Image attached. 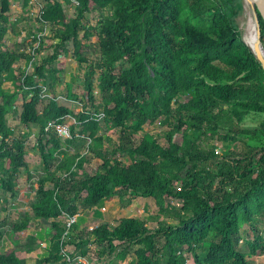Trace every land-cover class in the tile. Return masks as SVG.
<instances>
[{"label":"trees","instance_id":"1","mask_svg":"<svg viewBox=\"0 0 264 264\" xmlns=\"http://www.w3.org/2000/svg\"><path fill=\"white\" fill-rule=\"evenodd\" d=\"M38 1L43 12L33 18L35 30L47 25L58 39L54 51L34 64L40 78L55 60L66 58L70 45L79 63L87 61L79 37L82 20L93 9L110 12L98 22L97 58L87 64L84 90L95 100L93 75L99 69L104 123L119 133L110 141L90 113H76L53 97L43 100L33 72L17 75L16 63L24 53L5 43V37L19 32V20L10 18V0H0V190L13 194L14 173L28 166L24 142L11 138L7 124L19 97V120L40 126L37 148L44 170L34 184L33 216L22 214L11 222L14 247L0 251V264H29L27 255L36 247L16 234L33 217L48 224L39 236L48 247L32 264H67L61 244L68 240L86 255L92 239L109 251L118 249L120 258L133 252L135 264H186L185 253L194 264H251L250 258L264 251V237L255 226L257 217H264V118L254 128L242 123L264 113V69L240 35L236 18L243 0H66L74 5V16L65 13L60 0ZM258 16L264 46V20ZM118 63L127 66L117 70ZM62 64L56 70L62 71ZM5 81L13 84V92L3 88ZM66 116L80 122L89 136L85 155L68 152L70 138L45 129ZM158 120L168 125L164 143L144 130ZM177 133L179 143L173 139ZM208 135L241 147L222 153L203 147ZM57 155L62 157L53 163ZM92 157L100 163L88 173L84 164ZM115 196L124 204L151 198L158 215L177 222L151 228L143 218L123 217L86 232L74 223L62 241L68 216Z\"/></svg>","mask_w":264,"mask_h":264},{"label":"rangeland","instance_id":"2","mask_svg":"<svg viewBox=\"0 0 264 264\" xmlns=\"http://www.w3.org/2000/svg\"><path fill=\"white\" fill-rule=\"evenodd\" d=\"M31 1V2H30ZM36 0H29L28 6L24 8V0H10L11 6L9 15L12 20L18 21V33L9 31L5 37V43L9 46L14 45L18 52H23L24 55L20 57L16 63L17 75L21 73L29 74L35 71V63H40L44 57L51 54L54 51V45L58 39L53 38V30L47 25H39L41 28L35 30L34 17L39 16L40 11L39 4L35 3ZM63 3L65 13L74 16L76 14L75 7L72 3L66 0H60ZM246 5L244 3L243 11L237 16L236 21L241 30L242 16L246 13ZM110 12L106 9H93L86 13L85 18L79 27V37L84 43L82 53L87 57V61L79 63L74 57L72 46L66 58L59 57L55 60L51 69L46 71V77L40 78L34 73V81L42 87V98L48 100L49 98H55L61 105H65L71 108L73 111L90 113L100 122V131L110 141L115 142L117 134L119 133L117 128L111 127L104 123L101 93L98 90V74L99 69H96L93 75L95 84V100L88 99L86 91L84 90V77L87 70V64H94L97 55L93 52L94 43L97 41L98 34V22ZM27 16V17H26ZM31 16V17H30ZM87 32L86 37L84 36ZM48 38V39H46ZM61 56V55H60ZM63 62L62 71L56 70L58 63ZM125 63H118L117 70L126 67ZM24 77V76H22ZM69 84V85H68ZM68 86L70 88H68ZM3 88L10 92L14 91V86L10 81L3 82ZM27 86H24V89ZM72 94L78 97L71 96ZM27 99L30 94H26ZM22 97H19L11 109V113L7 114V124L11 129V138H18L24 142L25 145V157L27 161V170L20 168L13 175L14 193H10L5 190H0V251H5L14 246L11 243L8 232L10 231L11 222L17 220L22 214H31L30 204L35 199V180L43 173V163L41 160L40 152L37 148V144L42 139V133L39 124L25 125L19 120V114L21 112ZM92 118V117H90ZM264 118V113L253 114L246 119L242 126L248 128L258 127L260 120ZM67 130L68 135H62V137L70 138L71 143L67 149L68 152L78 153L85 155L88 152V147L91 144L89 136L81 131L80 122L76 121L72 116H66L61 124ZM74 125V132L71 133V126ZM53 129H55L53 127ZM145 131L152 133L160 142H165V133L168 130V125L163 120H158L153 124H146L144 126ZM57 134L60 132L57 130ZM174 141L181 142V135L175 134ZM204 141L202 146L209 148L214 147L220 153L224 152L228 148H240L239 142H227L221 143L216 141L211 135L203 137ZM106 144L109 146V141ZM62 155H57L53 159V163L57 162ZM100 161L97 158H91L84 164V169L88 173H94L99 165ZM29 173V176H28ZM50 186V185H49ZM84 196V193H82ZM172 203L179 206L180 201L175 198H168ZM77 230L80 232H86L94 227H97L104 223L117 224L123 217H140L147 221L149 227L157 226L159 222L176 223L177 221L172 218H167L162 215H158L157 207L154 200L149 198L137 197L131 200L128 204L119 201L118 196L113 197L111 200H102L96 206L84 208L80 207L78 212ZM256 228L259 234L264 237V217H257ZM48 228V224L38 218L33 217L30 220L29 227L22 233H17L16 238H21L22 242L32 245L35 248L29 255H27L26 261L29 264L35 263L38 256L44 252L48 247V241L40 238L41 232ZM78 231L74 232V236H77ZM28 236H35L36 240ZM15 236H13L14 239ZM47 237V236H46ZM5 239V240H4ZM68 239V237H67ZM67 243L63 245L66 255L70 257V261L67 264H135L133 260V252L126 255L124 258H120L117 255L118 249L115 251H109L106 244H99L91 240L88 243V251L86 255L79 253L80 249L75 247L74 243ZM121 248V246H118ZM186 264H194L191 254L186 253ZM251 264H264V251H261L257 256L250 258Z\"/></svg>","mask_w":264,"mask_h":264},{"label":"bare ground","instance_id":"3","mask_svg":"<svg viewBox=\"0 0 264 264\" xmlns=\"http://www.w3.org/2000/svg\"><path fill=\"white\" fill-rule=\"evenodd\" d=\"M245 5L247 8L246 13L244 16L241 17L243 19V21L241 22L243 39L245 43L249 46V48H251L252 50H261L258 44V33L255 16L250 11L247 2H245Z\"/></svg>","mask_w":264,"mask_h":264},{"label":"water","instance_id":"4","mask_svg":"<svg viewBox=\"0 0 264 264\" xmlns=\"http://www.w3.org/2000/svg\"><path fill=\"white\" fill-rule=\"evenodd\" d=\"M245 2L248 3V7H249L250 11L255 16V21H256V25H257V33H258V44L261 48V50H256V51L252 50L251 48H250V50L254 53L256 60L260 63V65L264 69V46L261 42V27H260V20H259V16H258V14H260L262 19L264 20V0H243V8H244ZM240 35H241L242 40L244 41L243 35H242V30H240Z\"/></svg>","mask_w":264,"mask_h":264},{"label":"built area","instance_id":"5","mask_svg":"<svg viewBox=\"0 0 264 264\" xmlns=\"http://www.w3.org/2000/svg\"><path fill=\"white\" fill-rule=\"evenodd\" d=\"M31 2V1H30ZM72 2H74V3H77L76 2V0H72ZM39 4V3H38ZM39 8H40V11L38 12V17H41V13L43 12V9H42V5L41 4H39ZM24 75H26L25 73H24ZM23 75V76H24ZM43 90V89H42ZM62 123H60V124H52V123H50V124H47L46 125V130H48V129H53V127L55 128V129H53V130H55L56 131V133H57V130L60 132V135L59 136H62V135H68V133H67V130L64 128V126H62L61 125ZM58 135V134H57ZM65 136V137H66ZM77 221H78V214L76 213V214H73V215H71V216H68L67 217V219H66V226H65V231H64V234H63V236H62V241H63V239L65 238V235H67V233L71 230V228H72V225L74 224V223H77ZM62 243V242H61ZM61 253H64L65 255H66V252H65V250H64V248L62 247V244H61ZM185 256H187L186 255V253H185ZM66 258L68 259V260H70V257L69 256H67L66 255Z\"/></svg>","mask_w":264,"mask_h":264}]
</instances>
